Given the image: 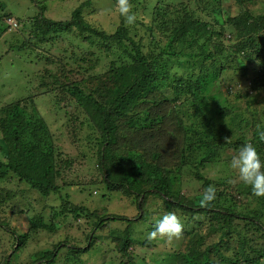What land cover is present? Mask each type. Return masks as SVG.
<instances>
[{
    "label": "trees",
    "instance_id": "1",
    "mask_svg": "<svg viewBox=\"0 0 264 264\" xmlns=\"http://www.w3.org/2000/svg\"><path fill=\"white\" fill-rule=\"evenodd\" d=\"M30 1L36 6L42 2ZM143 1L130 0L132 10L143 9ZM256 1L232 0L243 11L225 15L224 0H155L147 6L149 21H139L148 32L149 43L145 44L141 37L131 35L121 16L113 33L89 24L82 10L90 0L73 10L66 21L47 18L43 4L34 16L14 17L0 0V37L7 29L24 37L17 45L12 43L16 53L33 49L37 40L49 41L66 32L86 42L84 55L71 53L82 63L92 62L85 55L96 51L113 55L101 73H91L79 63L56 72L46 70L41 76L40 91L26 86L22 94L0 107V180L12 178L43 196L58 190L56 178L62 169L71 166L72 159L65 157L56 144L45 119L30 115L27 110L38 103L40 95L50 93L57 110H63L67 117L69 137L75 147L79 144L95 153L105 187L133 197L137 208L142 197L138 222H147L151 232L168 212L178 216L184 230L179 238L169 240L175 250L166 264H264V240L258 241L254 236L258 233L264 239V197L249 191L252 198L245 204L244 190L239 184L236 187L227 182L232 173L224 171L220 163L224 153H236L245 143L254 144L264 157V138L260 135L264 131V109L259 112L256 106L259 94L264 96V14H254L249 9ZM10 18L16 26L8 23ZM227 31L231 35L225 44ZM249 63L254 71L250 78L252 87L243 94L235 93L241 101L231 102L227 95L247 80ZM230 70L237 75L230 76L223 94L218 89L219 81ZM84 71L85 77L71 79ZM260 102L264 105V97ZM214 166L218 174L213 178L219 182L204 173V168ZM185 171H191L201 184V192L198 190L194 197H180L175 187ZM92 185L101 189L98 184ZM209 185L216 189L215 199L201 203ZM7 188L0 187V207L10 202L8 207L17 209L14 214L27 218L29 231L10 232L17 239L15 250L4 256L0 264H13L30 231L55 230L54 215L48 222L28 204L30 200L24 202L26 211L14 208L11 203L24 189ZM82 194L87 196L86 192ZM68 198L66 195L67 206L89 209ZM252 206L257 208L254 214L246 211ZM94 211L90 214L95 215ZM117 217L104 220L98 216L95 227L119 220ZM122 220L127 221L123 233L117 237L111 234L119 252L113 261L154 264L131 254V224L135 221L126 217ZM1 222L0 230H6ZM164 239L148 236L142 245L153 248ZM76 248V253L74 248L66 252L69 262H76L79 253L90 247ZM56 257V250H46L39 259L21 264H35L43 259L44 264H55Z\"/></svg>",
    "mask_w": 264,
    "mask_h": 264
},
{
    "label": "rangeland",
    "instance_id": "2",
    "mask_svg": "<svg viewBox=\"0 0 264 264\" xmlns=\"http://www.w3.org/2000/svg\"><path fill=\"white\" fill-rule=\"evenodd\" d=\"M37 6L30 0H4L7 8H9L14 17H30L36 14L37 7L43 4L46 6L45 16L57 21L69 20L72 16V11L80 7L87 0H40ZM155 0H144L143 9L132 10L136 16L137 21L133 25H127L130 27L131 35L136 39L142 38L143 43H149L148 32L145 27L139 23L142 18L145 21H149L150 16L148 12V5H152ZM200 5V4H199ZM224 14L236 15L243 11V8H239L232 0H224ZM249 9L254 14H264V0H257L253 5L249 6ZM82 16L93 27L99 30L106 31L107 33H113L120 21V15L117 7V0H90L89 4H85L82 10ZM230 32L227 31L224 43L228 44L230 39ZM22 35L19 32L6 30L0 37V107L8 102V100L14 98L17 95L22 94L25 91V87L29 86L30 89L40 91L41 76H43L46 70L52 72L59 71L63 68L77 67L78 63L83 64V69L88 67V70L92 73H101L104 71V67L108 64L109 60L113 57L112 54L103 51H96L94 55H85L86 58H90L92 62L85 61L82 63L80 59L71 54L75 53L77 57L84 55V46L86 44L80 37L75 36L72 33L62 32L52 40H46L39 42L33 49H26L20 53H16L11 48L12 43L16 45L20 42ZM24 38V37H23ZM22 38V39H23ZM21 39V40H22ZM17 41V42H16ZM94 49V48H93ZM92 49V50H93ZM94 56L98 57L97 59ZM91 65V67H90ZM248 78L245 82L233 87L232 93L227 95L231 102H239L241 100L236 99L237 94L244 93L249 90L251 85V79L254 77V71L252 65L247 64ZM85 72V71H84ZM234 72L230 70L226 74L221 76L218 89L221 93L226 94L227 85L230 81V76H235ZM86 76L82 73H75L71 79L80 80L81 77ZM244 78V77H243ZM243 78L241 80H243ZM250 82V83H249ZM213 90V88H211ZM42 90V88H41ZM237 91V92H235ZM45 94V95H44ZM39 96L38 103L36 105L28 106V114H37L42 116L48 123L51 134L55 138L56 144H58L61 150L64 151L65 157L71 158V166L61 170L60 176H57L56 182L59 186L58 190L48 196H43L39 192L28 188L24 183L17 182L13 179L0 180V187H8L7 189H24L20 190L17 203L19 205L14 208L21 207L26 211L25 203L30 200V206L35 208V212H41L44 218L49 222L50 215H54L52 220L55 230H39L38 232L30 231L29 238L25 246L21 247L15 257L13 258V264L28 263L34 258L37 260L41 257L42 252L46 250H56L57 261L55 264H107L110 261L112 264H116L113 261L114 254H119L115 246V242L111 234L116 237L123 233V229L127 226V221L122 220L126 217L134 220L131 224L132 232V245L129 248L131 254H134V258L144 259L146 262H153L154 264H166L172 260L174 253L173 243H169V239L165 238L164 242H158L154 244L153 248L143 246V240H146L150 233V226L143 220L138 222V215L142 214L140 209L135 204L133 197H125L120 192L109 191L104 182H101V173L96 164L95 153L86 147H80L79 144L75 147L72 140H70L69 128L71 127L66 123L67 117L63 110H57L54 104V96L50 93H44ZM264 97L259 94L256 103L259 112H262L264 105L260 102V99ZM61 107H64L63 102L60 103ZM39 113V114H38ZM235 153L228 152L223 154L224 160L220 163L223 165L224 171L231 172V176L227 179V182L239 186L244 190V199L242 201L246 204L250 201V187L245 186L239 181L236 173L228 166L230 156ZM176 160L171 164H175ZM174 164L172 167H174ZM216 166L204 168V173L214 180V176L218 173L215 169ZM182 180L178 181V185H175L179 190L180 197L196 196L199 194L201 184L195 179L194 174L191 171H185L182 174ZM223 177V176H222ZM214 182H219L214 180ZM92 184H98L101 189H95ZM26 188V189H25ZM199 190V193H198ZM86 192L87 196L82 194ZM66 195L73 204L79 206L89 207V209L80 210L71 206H67ZM157 201L160 199L158 197ZM261 198V197H260ZM10 204V202H9ZM8 204V205H9ZM245 204L243 208L245 209ZM8 205H2L0 207V217L2 227L6 230H0V261L6 255H11L17 243V239L12 237L13 229L18 233L29 231V223L27 218H22L14 214L17 209H12ZM257 208L252 206L248 208L250 214H254ZM29 213H32L28 208ZM94 211L95 215H91L90 212ZM98 216H102L104 220L111 216H118L119 220L105 221L100 227H95L98 222ZM149 227V229H147ZM8 228V229H7ZM112 234V235H113ZM255 238L262 239L258 233ZM259 237V238H258ZM177 238H174L175 240ZM90 247L84 253H79V259L76 262H69L66 258V252H70L71 248L76 247ZM70 249V250H69ZM73 250V249H72ZM35 254V255H34ZM45 259L37 261L35 264H44ZM107 261V262H106ZM143 262L142 260H138Z\"/></svg>",
    "mask_w": 264,
    "mask_h": 264
},
{
    "label": "clouds",
    "instance_id": "3",
    "mask_svg": "<svg viewBox=\"0 0 264 264\" xmlns=\"http://www.w3.org/2000/svg\"><path fill=\"white\" fill-rule=\"evenodd\" d=\"M119 15L123 17L125 25H133L137 21L136 14L132 11L130 0H117ZM264 138V131L260 133ZM228 166L236 173L240 182L250 187L257 197H264V157L252 143H245L230 158ZM216 189L209 185L202 194L201 203H209L215 199ZM184 230L178 216L173 212L163 215L149 233V239L179 238Z\"/></svg>",
    "mask_w": 264,
    "mask_h": 264
},
{
    "label": "built area",
    "instance_id": "4",
    "mask_svg": "<svg viewBox=\"0 0 264 264\" xmlns=\"http://www.w3.org/2000/svg\"><path fill=\"white\" fill-rule=\"evenodd\" d=\"M8 23L11 24L12 26H16V23H15L14 19H12V18L8 19Z\"/></svg>",
    "mask_w": 264,
    "mask_h": 264
}]
</instances>
